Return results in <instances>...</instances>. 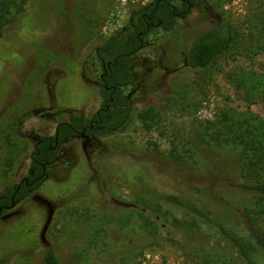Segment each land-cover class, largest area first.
<instances>
[{
  "label": "rangeland",
  "instance_id": "obj_1",
  "mask_svg": "<svg viewBox=\"0 0 264 264\" xmlns=\"http://www.w3.org/2000/svg\"><path fill=\"white\" fill-rule=\"evenodd\" d=\"M153 1L127 0L122 8L120 0H30L6 28L0 198L28 177L38 138L100 109L96 50ZM221 16L236 40L209 67L194 70L188 65L194 36ZM146 40L136 56V82L126 88L133 102L126 127L60 147L40 187L0 216V264H43L49 248L64 264H247L189 208L158 196L186 199L209 190L223 208L256 213L264 236V202L238 189L233 175L241 159L246 176L264 182V167L248 168L243 145L211 141L221 131L222 138L244 133L264 143V0H204L173 31L157 28ZM146 110L154 116L149 123L140 116Z\"/></svg>",
  "mask_w": 264,
  "mask_h": 264
},
{
  "label": "trees",
  "instance_id": "obj_2",
  "mask_svg": "<svg viewBox=\"0 0 264 264\" xmlns=\"http://www.w3.org/2000/svg\"><path fill=\"white\" fill-rule=\"evenodd\" d=\"M29 1L0 0V39L16 17L25 12ZM203 4L204 0H182L180 5L174 4L173 0H154L133 12L130 27L107 39L96 50L102 66L100 110L91 118L72 117L70 122L58 126L57 135L38 138L31 153L29 179L32 185L27 187L23 184L18 192L20 185H11L8 196L1 198L0 204L10 205L13 197L15 202L22 201L36 191L45 179V169L57 163L61 145L70 138H102L123 130L131 118L133 108L126 88L136 82V56L146 47V39L157 28L166 32L173 31L178 19L187 17L194 7ZM199 32L195 34L188 52V65L194 70L209 67L219 56L230 50L236 40L233 25L223 16L214 25ZM140 116L145 123L154 119L152 110H146ZM222 135L221 131L215 133L211 141L219 147L229 143L243 145L246 148L248 168L255 171L260 166L264 167V143L258 137L248 139L244 133L234 134L230 138H222ZM233 175L238 189L249 191L255 199L264 202V182L246 176L243 160L240 159L236 164ZM158 197L167 203L189 208L199 220L217 230L237 248L247 264H264V236L256 223L258 216L250 209L241 212L231 207L223 208L206 189L199 190L198 195L192 198L184 199L178 194L164 192ZM190 201L194 203L193 206L189 204ZM43 264L64 263L49 248Z\"/></svg>",
  "mask_w": 264,
  "mask_h": 264
},
{
  "label": "flooded vegetation",
  "instance_id": "obj_3",
  "mask_svg": "<svg viewBox=\"0 0 264 264\" xmlns=\"http://www.w3.org/2000/svg\"><path fill=\"white\" fill-rule=\"evenodd\" d=\"M182 2V0H180V3ZM184 18H186V17H183V18H180V19H184ZM179 20V19H178ZM102 76V75H101ZM100 81H101V78H100ZM102 102V101H101ZM101 108V107H100ZM100 110V109H99ZM98 110V111H99ZM97 111V112H98ZM96 112V113H97ZM95 113V114H96ZM74 117V116H73ZM76 117V116H75ZM83 118H85V117H83ZM91 118V117H90ZM71 120V119H70ZM70 122V121H69ZM65 123V122H64ZM62 124V123H61ZM60 125V124H59ZM58 125V126H59ZM58 126H57V129H56V133L54 134V135H57V130H58ZM53 135V136H54ZM44 137V136H43ZM77 137H84V136H77ZM73 138H75V137H73ZM73 138H70V139H73ZM84 138H86V137H84ZM96 138V137H95ZM95 138H93V139H95ZM69 139V140H70ZM88 139V138H87ZM93 139H90V140H93ZM68 141V140H67ZM66 141V142H67ZM35 144H36V142H35ZM64 144V143H63ZM62 144V145H63ZM61 145V146H62ZM49 169V168H48ZM48 169H45V172H44V177L46 176V173H47V170ZM29 174H30V171H29ZM23 184H25L27 187H29V186H31L32 185V183L30 182V179H29V175H28V177H26L25 179H23L18 185H20V188H18V190H17V192L21 189V186L23 185ZM8 193V192H7ZM8 196V194L7 195H5V196H3V197H7ZM16 196V195H15ZM2 197V198H3ZM30 197V196H29ZM1 199V198H0ZM11 204L10 205H6V206H2L1 204H0V216H2L3 214H4V212L5 211H7V210H11V209H13V208H15V207H12V205H13V203H16V205H17V203L18 202H20V201H18V202H15V197H13L12 199H11ZM116 204H118V205H120L119 204V202H117L116 201ZM132 205V204H131ZM121 206V205H120ZM124 207V206H123ZM133 207H135L134 205H132V207H126V208H133Z\"/></svg>",
  "mask_w": 264,
  "mask_h": 264
},
{
  "label": "built area",
  "instance_id": "obj_4",
  "mask_svg": "<svg viewBox=\"0 0 264 264\" xmlns=\"http://www.w3.org/2000/svg\"><path fill=\"white\" fill-rule=\"evenodd\" d=\"M132 2H134V0H132ZM120 7L122 8H127V0H120ZM122 12V9H118V16H116V13L114 15L115 18H113L112 22L110 23L111 26H114L115 24L118 23V19L120 16V13Z\"/></svg>",
  "mask_w": 264,
  "mask_h": 264
},
{
  "label": "water",
  "instance_id": "obj_5",
  "mask_svg": "<svg viewBox=\"0 0 264 264\" xmlns=\"http://www.w3.org/2000/svg\"><path fill=\"white\" fill-rule=\"evenodd\" d=\"M119 204H120L121 206H124V207H132L131 204H127V203L119 202ZM15 206H16V203H13L12 207H15Z\"/></svg>",
  "mask_w": 264,
  "mask_h": 264
},
{
  "label": "crops",
  "instance_id": "obj_6",
  "mask_svg": "<svg viewBox=\"0 0 264 264\" xmlns=\"http://www.w3.org/2000/svg\"><path fill=\"white\" fill-rule=\"evenodd\" d=\"M85 118H87V117H85Z\"/></svg>",
  "mask_w": 264,
  "mask_h": 264
}]
</instances>
